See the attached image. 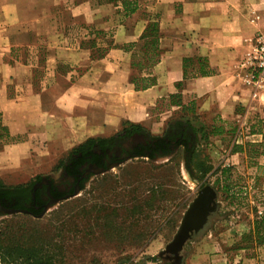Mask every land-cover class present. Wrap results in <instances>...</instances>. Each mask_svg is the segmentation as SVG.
I'll return each instance as SVG.
<instances>
[{
	"label": "crops",
	"instance_id": "1",
	"mask_svg": "<svg viewBox=\"0 0 264 264\" xmlns=\"http://www.w3.org/2000/svg\"><path fill=\"white\" fill-rule=\"evenodd\" d=\"M136 1V11L126 15L120 2L0 0V120L9 135L64 131L52 144L65 146L66 155L88 138L113 135L125 122L149 129L147 108L172 93L182 104L193 102L190 114L207 125L215 117L244 122L248 115L264 117V92L244 84L238 66L254 35L264 30V0ZM141 7L156 16L162 51L151 68L156 83L136 91L131 55L150 20ZM96 30H110L111 48L92 59L82 42ZM67 67L79 71L74 75ZM98 142L103 141L92 144ZM5 169L0 165V176ZM195 256L187 257V264H197ZM261 259V254L243 256L240 264H262Z\"/></svg>",
	"mask_w": 264,
	"mask_h": 264
},
{
	"label": "rangeland",
	"instance_id": "2",
	"mask_svg": "<svg viewBox=\"0 0 264 264\" xmlns=\"http://www.w3.org/2000/svg\"><path fill=\"white\" fill-rule=\"evenodd\" d=\"M141 9L142 15L155 19L146 7ZM70 27L73 33L76 24ZM103 32L97 43L105 47L106 55L110 53L111 46L106 45L111 32ZM35 52L40 60L41 53ZM132 61L135 65L148 63L139 48L133 50ZM143 66L130 68V74L152 73ZM66 69L74 71V75L79 71L74 67ZM36 70L35 85L39 86L43 79L39 61ZM57 86L62 90L60 81ZM170 96L157 98L147 108V130L152 135L162 134L174 118H194L172 107L171 101L176 99ZM213 123L223 126L224 134L196 144L192 161L181 148L154 159H128L98 172L75 195L50 203L41 216L40 212L0 216V264L31 261L18 250L14 253V247L36 249L37 257L49 258L51 264H174L166 246L190 203L205 186L215 191L216 206L202 228L183 244L179 251L181 264H187V257L193 253L197 264H240L241 257L256 254L262 255L264 264V244L251 236L264 218L258 216L256 205V201L264 204V158L252 152L231 156L233 146L261 142L264 117L248 115L246 122L215 117ZM4 128L0 131V165L6 171L2 170L1 183L29 184L37 175H48L59 182V160L66 147L52 142L61 139L64 131L48 129L15 136ZM196 162L202 163L206 172L202 173ZM215 255L218 256L213 258Z\"/></svg>",
	"mask_w": 264,
	"mask_h": 264
},
{
	"label": "trees",
	"instance_id": "3",
	"mask_svg": "<svg viewBox=\"0 0 264 264\" xmlns=\"http://www.w3.org/2000/svg\"><path fill=\"white\" fill-rule=\"evenodd\" d=\"M100 3H105V2H113V3H121V6L123 7V11L126 15L136 11L138 8V4L136 0H98ZM150 20L146 24L142 34L140 35V40H142V45H140L139 48L142 50V53L144 54L145 58H147L148 63H138L137 65L134 64V62H130V68L133 69L134 67H140L143 68L147 66L148 68H152L156 62L159 59L160 53L162 49L159 48V38H160V31H159V24L156 19L149 18ZM101 33H104L103 30H96L94 36H90L85 42H82L86 48H88L91 51V57L93 58H102L105 54L104 53V46L101 44L97 43V38L100 36ZM136 44V42L131 43L128 45V47H133ZM107 46H111V43L109 42ZM125 48V46H123ZM135 49V48H134ZM97 54H96V53ZM133 53V52H132ZM132 57V55H131ZM130 82L133 84L134 90H145L152 85L156 83V77L152 75V73L148 74H139V75H134L130 74ZM170 97H174L175 101H171V105H177L180 106L181 111L186 112V114H192L194 112V103L190 102L188 104H182L181 101L178 99V94H171ZM167 127H170V131L173 133L174 137L176 135H182L185 137V139L181 141L176 142V146H183L185 148V151L188 154L189 160L192 161L193 154H195V146L196 144H202L203 142H206L211 135H221L224 133L225 129L223 126H214V125H207L205 122L202 120L198 119L197 117H192L190 118L189 116L182 115L177 118H174L170 120L167 123ZM256 126H254L255 128ZM3 130L5 131L4 126L0 125V131ZM168 130V129H167ZM145 132L147 135L149 142L147 143V146H143L142 144V149H139V155L144 156L145 150L147 148L150 149H156L161 147L160 145L164 142V136L161 135H152L148 132L147 128L142 126L140 123H134V122H125L122 126V128L115 132L113 135L106 137V138H101V139H95V138H88L84 143H81L77 145L76 147L72 148L62 159L59 160L60 166H65V163L73 159H77L78 154L84 155L83 149L88 147V144H92L93 142L97 141H109L113 140L117 137H128L132 133L136 132ZM169 131V132H170ZM168 132V134H169ZM168 134L166 136H168ZM261 142L259 144H246V145H237L233 146L231 148L232 153L235 152H240V153H246L248 155V152H252L253 154L259 155H264V134ZM97 140V141H96ZM188 140L190 141V145L188 146ZM154 141V142H153ZM166 145V142L164 143ZM162 154H168L167 151L163 152ZM148 157L153 158L154 154L151 156L148 155ZM197 166L201 169V172H206V168H204L203 164L200 162H196ZM40 175H37L34 179H39ZM35 180L29 182V184L24 183V184H17L14 187L17 188H30L31 185L35 182ZM1 186H6L3 185L0 182ZM251 235V233H250ZM254 237V240L264 244V218L261 219L258 223L257 226L254 227V230L252 232V235ZM13 252L15 253L18 250V253H21L24 256V259L29 261L28 264H51L49 258L46 257H37V250L36 249H22V248H12Z\"/></svg>",
	"mask_w": 264,
	"mask_h": 264
},
{
	"label": "flooded vegetation",
	"instance_id": "4",
	"mask_svg": "<svg viewBox=\"0 0 264 264\" xmlns=\"http://www.w3.org/2000/svg\"><path fill=\"white\" fill-rule=\"evenodd\" d=\"M169 131L170 127L166 126L164 132L159 134L164 136L161 147L155 150L147 148L144 156L139 155V149L142 148V145L147 146L149 139L145 132L140 131L132 133L128 137L120 136L113 140L91 144L83 150L84 155L75 156L78 157V160L71 158L65 163V166H60L59 182L46 175L40 176L30 188L26 189L14 187L15 185H0V216L18 212L38 214L45 206L50 205L52 200L72 196L75 190H81L84 182L95 177L99 169H106L125 160L139 157L150 158L148 155L151 156V154H154V157L150 159H154L158 156L171 155L173 151L179 148L187 153L183 146H176L177 141L185 139L183 134L171 137L173 133ZM167 134L168 136H166ZM165 142L166 145H164ZM188 143L189 146V140ZM165 151L168 154H162ZM9 210H15V212L8 213Z\"/></svg>",
	"mask_w": 264,
	"mask_h": 264
},
{
	"label": "water",
	"instance_id": "5",
	"mask_svg": "<svg viewBox=\"0 0 264 264\" xmlns=\"http://www.w3.org/2000/svg\"><path fill=\"white\" fill-rule=\"evenodd\" d=\"M111 167L112 166H109L108 168ZM105 170L106 169H99L97 172H103ZM78 191L79 189L75 190L73 195H75ZM215 195V191L210 186L201 188L184 213L176 234L174 235L172 241L166 246V251L173 254L172 257L174 258V264H181L182 256L179 254V251L181 250L183 244L193 232H197L200 228H202L209 213L215 209ZM52 202H58V199L52 200L51 203ZM48 206L50 205L45 206V208L40 212V216L44 214ZM7 212L12 213L15 212V210H9Z\"/></svg>",
	"mask_w": 264,
	"mask_h": 264
},
{
	"label": "built area",
	"instance_id": "6",
	"mask_svg": "<svg viewBox=\"0 0 264 264\" xmlns=\"http://www.w3.org/2000/svg\"><path fill=\"white\" fill-rule=\"evenodd\" d=\"M238 66L242 82L264 92V30L254 35L249 51L241 58ZM256 205L258 216H263L264 204L256 201Z\"/></svg>",
	"mask_w": 264,
	"mask_h": 264
},
{
	"label": "bare ground",
	"instance_id": "7",
	"mask_svg": "<svg viewBox=\"0 0 264 264\" xmlns=\"http://www.w3.org/2000/svg\"><path fill=\"white\" fill-rule=\"evenodd\" d=\"M132 98H133V96H132ZM141 100V99H140ZM136 101H139V99L138 100H136ZM139 103V102H138Z\"/></svg>",
	"mask_w": 264,
	"mask_h": 264
}]
</instances>
